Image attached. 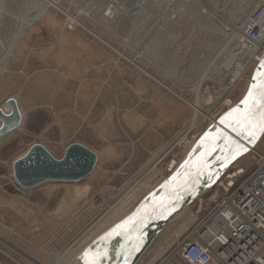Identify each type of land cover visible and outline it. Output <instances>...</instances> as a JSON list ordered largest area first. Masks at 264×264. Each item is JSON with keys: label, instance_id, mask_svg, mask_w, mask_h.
Returning a JSON list of instances; mask_svg holds the SVG:
<instances>
[{"label": "rangeland", "instance_id": "1", "mask_svg": "<svg viewBox=\"0 0 264 264\" xmlns=\"http://www.w3.org/2000/svg\"><path fill=\"white\" fill-rule=\"evenodd\" d=\"M151 1L0 0V111L10 113L6 102L12 98L21 114L19 128L0 136V264H51L63 254L57 264H84V255L101 248L100 235L136 218L127 211L145 198L154 184L169 178L190 151L187 145L192 142L194 146L213 122L233 110L242 98L251 67L233 87L225 83L228 90L214 101L219 91L215 68L222 63L231 66L237 53L231 46L233 36L223 38L211 27V20H205L204 12L223 11L221 21L232 29L244 7L252 4L256 8L259 0H217L215 6L214 0ZM111 4L120 9L108 21L104 12ZM70 20L82 26L70 25ZM63 32L78 37L76 42L81 37L83 42L101 43L109 49L93 34L108 44L110 38L119 39L122 48L110 45L129 60L136 59L140 67L162 79L184 100L202 106L206 118L196 125L195 114L186 103L112 49L111 56L129 67L135 79L133 85L124 83L125 88L115 90L119 103L69 106L72 113L67 118L53 116L43 103L53 94L47 88V70L55 62L47 48L62 45ZM72 44L79 47L73 40ZM82 53L87 65L100 64L101 57L91 49ZM108 94L99 100H112L106 98ZM75 110L80 111L79 125L69 120L78 116ZM61 130L69 133L65 143L60 142ZM166 133L168 137L162 138ZM184 137L188 144H181ZM72 143L98 154L89 177L76 182L49 181L30 189L16 183L12 165L31 146L41 144L60 159ZM256 145L254 152L247 151L231 161L218 183L200 200H193L136 264H157L176 246L213 209L214 201L223 197L220 184L227 175L242 168L247 171L242 178H246L254 168L255 153H264V138ZM172 162L176 163L173 171ZM145 204L143 200L141 208Z\"/></svg>", "mask_w": 264, "mask_h": 264}, {"label": "bare ground", "instance_id": "2", "mask_svg": "<svg viewBox=\"0 0 264 264\" xmlns=\"http://www.w3.org/2000/svg\"><path fill=\"white\" fill-rule=\"evenodd\" d=\"M216 5L217 0H214ZM259 0V5L256 8L251 6H245L243 9V13L238 15L235 20L234 27L226 28L224 23L221 21L222 18H224V12L221 10L216 9L214 14L206 13L204 18L207 21L208 19L211 20L212 24L211 27H213L214 30L219 31L222 33L223 38H227L230 36H233L231 46L234 47V50L237 54H235V62L231 66H226L225 63L220 64L218 67L215 68V83L219 85V91L216 93V97H214V101H217L219 98L222 97V95L228 90L224 87V84L226 83L227 87H233L237 81L242 79L245 72L249 67H251V71L249 73V77L246 81L244 90L242 92V97L246 92V89L250 83L251 75L253 70L256 68L258 64V60L254 61V58L256 57L255 51H248L243 50L240 52L238 48L239 40L243 36V32L246 29L245 24L248 20L247 17H249L252 13H254V10H258L260 8L264 9V0ZM150 3L152 1L150 0ZM122 4V3H121ZM120 7L118 4H111V6L107 7L106 11L104 12V18L108 21L113 20L114 17L119 13ZM214 9V7H213ZM253 9V10H252ZM252 10V11H251ZM108 16L111 17V19L108 18ZM247 16V17H246ZM208 18V19H206ZM247 18L246 22L244 21ZM224 20V19H223ZM70 25L74 24L78 27L82 26V23L80 24L76 20H70ZM208 22V21H207ZM209 23V22H208ZM245 23V24H244ZM227 26V24H226ZM227 32H230V34H227ZM91 34V33H90ZM93 34V33H92ZM95 38L102 40L105 45L110 47L113 51H115L119 56L125 57L134 67L138 68V70L149 77L152 81H154L158 86L164 88L167 92L172 94L173 96L177 97L179 100L183 101L190 107L194 112V118L196 119L195 124L198 125L200 121H203L206 118L207 111L204 110L202 106L199 104H191L188 101L184 100V98L175 92L171 87H169L165 82H163L161 79L157 78L155 75L151 74L148 70L140 67L138 65V61L135 59L129 60L124 53L119 52L118 49L113 48L110 44L105 42L103 39H101L100 36L97 34H93ZM264 58V56L259 57V60L261 61ZM259 61V62H260ZM232 63V62H231ZM230 65V64H229ZM230 78V79H229ZM229 79V80H228ZM228 103V102H227ZM236 111H229L225 115L218 119L217 121L213 122V124L206 130V132L202 135L199 141H197V146H192L193 143H189L186 141V137L181 140V144H188L189 147L188 150L190 151L183 157V160L187 157V159L190 158V164H188V169H193L192 173L198 172L199 177L203 176L205 179L204 184L200 187L198 194L196 197L189 199L188 193L189 190L187 189L186 185H183L180 181H178L176 178H172L174 176V173L177 174L178 170L173 172L172 176L168 179L162 178L160 181H158L156 184H154L145 195L144 203L147 206L148 210V216L151 214L150 219L153 226H156L153 223H158V221H162L163 224H161V227L159 231L153 235L150 239V242L148 246L144 249L143 254L140 258L144 256L146 251L150 248L152 243L161 235V233L178 217H180L186 210L189 209L190 204L193 202V200H200V196L210 190L213 185L219 180L220 173L224 171L225 168H227V165L231 163L234 159L237 157L243 155L247 151H253V147L257 144H260L261 140L264 138V133L256 140L257 142H252L254 139L251 135H249L248 131L245 129H242L239 125L236 124V120L239 116V114L242 112L240 110V107L234 108ZM194 124V125H195ZM196 127V126H195ZM254 129L252 131L254 132ZM243 133V138L239 139L238 135ZM222 133L224 136L220 137L221 139L218 140L215 144L213 142V137L218 136V134ZM238 134V135H237ZM256 145V146H257ZM208 146H212V153H208V150L206 148ZM252 146V147H251ZM194 151V152H193ZM211 151V150H210ZM193 152V153H192ZM192 153V154H191ZM207 154V155H206ZM228 154V160L227 164L221 165V161L226 158ZM202 156V157H201ZM176 163L172 162L170 166V170L173 171L175 168ZM177 169V168H176ZM241 169V168H238ZM172 178V179H171ZM165 179V182L169 185V191L164 192V187H159V184L162 183ZM15 180V179H14ZM218 183V182H217ZM187 194V195H186ZM147 199V200H146ZM135 206H132L127 213L135 214L134 208ZM143 209V208H141ZM198 214V210H197ZM134 217V216H133ZM129 230V227H128ZM142 240V239H141ZM123 241L122 236H120L117 240L114 239L110 245L109 252L110 255V261L111 264L112 261H114L116 257V251L118 250L119 244ZM100 250V247H97L96 250ZM95 250V251H96ZM64 255V254H63ZM59 255V256H63ZM59 256L55 257L51 264H57L59 260ZM139 258V259H140ZM129 257H126V262L128 261ZM138 259V260H139ZM103 262V257L101 259ZM138 262V261H137ZM136 262V263H137ZM141 262V261H140ZM135 263V264H136Z\"/></svg>", "mask_w": 264, "mask_h": 264}, {"label": "water", "instance_id": "3", "mask_svg": "<svg viewBox=\"0 0 264 264\" xmlns=\"http://www.w3.org/2000/svg\"><path fill=\"white\" fill-rule=\"evenodd\" d=\"M253 85L256 86L252 89L253 95L248 96L250 86ZM262 85H264V58L258 62L256 68L252 72L251 80L245 94L239 100L238 104L234 106L240 107L242 112L245 110L251 112L253 123L256 125L254 129L255 135L254 137L252 136L254 140L252 142H257V139L264 133V121L261 120V116L264 114V95H261L264 89L261 88ZM246 97L247 103L241 104L240 102L245 100ZM6 103L10 108V113L5 115L0 111V136L2 137L14 132L21 124V114L16 101L10 98ZM218 135L219 137H213L214 144L221 139L220 137L224 136L222 133ZM238 136L239 139H242L243 133L240 132ZM196 146L197 143L194 147ZM211 147L212 146H208L206 148V150L209 151L207 154L212 153ZM228 158L227 154L226 158L220 162L221 165L224 166ZM96 163L97 155L82 144H69L63 151L60 159L54 158L41 144H34L24 156L14 161L12 165V175L19 186L30 189L49 181L76 182L86 179L92 174ZM188 164H190V158L187 159L186 157L175 170H178V173H174L172 178H176L183 185H186L189 190V199H192L197 196L205 179L203 176L199 177L198 172L192 173L193 169H188ZM159 187H164V192L169 191V185L165 180L159 184ZM143 199L134 208V213L137 217L128 219L122 222V224L115 225L113 228L106 230L105 233L103 232L99 238L102 244L100 250L97 249L91 255H84L82 258L84 264H88L89 261L93 260L95 264H110V245L117 236H122L123 241L119 244L116 257L111 264H135L138 261L144 249L151 243V237L159 231L161 224H163L160 220L158 223H153L156 226L152 225L151 220H149L151 214L148 216L147 206L141 209L142 205L140 204ZM128 227L129 230L127 231ZM102 257L103 262H100V258ZM126 257H129L127 262L125 260Z\"/></svg>", "mask_w": 264, "mask_h": 264}, {"label": "built area", "instance_id": "4", "mask_svg": "<svg viewBox=\"0 0 264 264\" xmlns=\"http://www.w3.org/2000/svg\"><path fill=\"white\" fill-rule=\"evenodd\" d=\"M254 11L237 46L240 52L255 51L259 62L264 56V9ZM253 159L246 178L242 168L227 175L220 184L223 197L157 264H264V153ZM201 206L200 201L198 212Z\"/></svg>", "mask_w": 264, "mask_h": 264}, {"label": "crops", "instance_id": "5", "mask_svg": "<svg viewBox=\"0 0 264 264\" xmlns=\"http://www.w3.org/2000/svg\"><path fill=\"white\" fill-rule=\"evenodd\" d=\"M72 35L73 34L70 32H63L62 45L57 47L53 44L51 47L49 46L47 48L48 53H53L55 62L52 68L47 70V88L50 90L49 92H53V94L51 97L47 98L45 102L43 101V103L48 106L47 109L57 118L58 116L66 117V115H69V112L72 113L69 106L118 104L119 97L115 90L125 88L124 83L133 85L135 80L133 75L134 72L126 65L120 63L117 57L111 56V53H113L111 49L101 43L92 45V43L83 42V40H81L83 38L81 37L79 42H76L79 38L75 37V35H73V37ZM72 40L74 43H79V47H77L76 44H72ZM107 41H110L109 43L117 48H122L121 42L117 38H115V41L112 38ZM87 49H91L96 55L101 57L100 64L87 65L85 62L86 55L82 53V50ZM58 52H60V54H58ZM104 90H109V92H104ZM106 94H108L106 98L112 100H99L102 96L105 98ZM58 96H62L64 100L61 97L58 99ZM61 104L66 107H63ZM58 105H60L59 108L56 107ZM24 111L26 114V110ZM75 111L78 112V116H74L73 119L69 120H73L75 124L78 123L79 125L81 121L80 111ZM37 121L38 120H36L34 124H36ZM47 122H50L49 117L47 118ZM68 134V131H60L59 136L61 143H65L67 139L65 137H68ZM161 137L167 138L168 135L167 133L166 135L161 134Z\"/></svg>", "mask_w": 264, "mask_h": 264}, {"label": "snow or ice", "instance_id": "6", "mask_svg": "<svg viewBox=\"0 0 264 264\" xmlns=\"http://www.w3.org/2000/svg\"><path fill=\"white\" fill-rule=\"evenodd\" d=\"M255 79V78H254ZM256 87L255 85L250 86L248 96L253 95L252 89ZM262 89H264V85L261 86ZM261 95H264V91L261 92ZM241 104L247 103V97L245 100H242L240 102ZM230 111H236L235 109ZM261 120L264 121V114L261 116ZM236 124L239 125L242 129H245L248 131L249 135L254 136V132L252 131L253 128L256 127V125L253 123V116L249 110H245L244 112H241L236 120ZM88 264H95V261H89Z\"/></svg>", "mask_w": 264, "mask_h": 264}]
</instances>
